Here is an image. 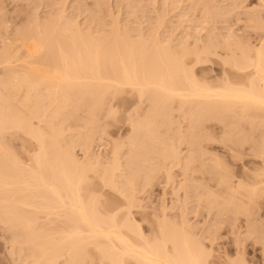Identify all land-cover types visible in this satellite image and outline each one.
<instances>
[{
  "label": "rangeland",
  "instance_id": "rangeland-1",
  "mask_svg": "<svg viewBox=\"0 0 264 264\" xmlns=\"http://www.w3.org/2000/svg\"><path fill=\"white\" fill-rule=\"evenodd\" d=\"M39 25H55V33L68 26V36L79 33L83 38H106L118 33L129 42H158V47L183 56L186 68L195 60L193 53L212 47L206 64L212 75L222 70L231 75L225 60L242 59L243 52L256 56L255 50L262 47L264 53V0H0V56L9 41L10 45L17 42L13 47L18 48L24 42L19 38L38 29L43 32ZM28 42L35 46L37 41ZM24 53L20 51L16 60H21L14 63L17 72L25 65ZM4 59L0 57V80L10 78ZM2 88L0 85L6 94ZM22 90L14 96L16 101H22L26 89ZM151 99L124 88L116 95H106L102 104L94 107L90 123L86 118L91 114L86 111L89 106L79 112L68 107L50 119L60 128L61 145L71 148L78 164L91 167L85 172L83 199L94 194L100 212L114 214L117 222L125 219L153 241L154 236L162 239L161 226L186 232L189 244L207 256L208 264H264V184L256 185L264 179V112L213 115L215 120L210 117L212 120L200 124L184 115L183 110L190 106L179 109L173 100L159 112V105ZM52 103L45 99L41 113L30 119L28 126L47 131L48 116L56 107ZM23 112L26 109L20 115ZM133 125H140L139 129ZM23 129L4 133L0 140L6 157L14 158L27 172L34 168L38 143ZM104 176L115 181L113 186H104ZM126 177L130 178L127 184ZM35 190L16 196H30ZM54 212L48 217L39 212L37 222L47 229H67L64 217H59L61 211ZM9 226L0 221V264L39 263L19 231ZM53 237L59 239L57 234ZM167 246L172 248L170 242ZM97 254L92 250L86 263L93 259L92 264H99ZM128 260L127 264H134Z\"/></svg>",
  "mask_w": 264,
  "mask_h": 264
},
{
  "label": "bare ground",
  "instance_id": "bare-ground-1",
  "mask_svg": "<svg viewBox=\"0 0 264 264\" xmlns=\"http://www.w3.org/2000/svg\"><path fill=\"white\" fill-rule=\"evenodd\" d=\"M67 24L69 25L68 22ZM50 28L43 26V32L38 29L27 36L25 34L26 37L19 38L24 42L19 44L18 48L13 47L17 46V39L12 41L16 44L10 45L9 41L5 53L0 56L5 57L3 63L10 68V76H7L10 78L0 80V85L6 92L3 94L0 91V100H3L0 104V136L25 127L27 133L38 143V154L33 158L34 168L26 172L14 158L6 157L7 151L0 138V221L19 231L18 234L22 236L27 249L32 251L39 263L54 264L63 258L65 261L62 264H92V258L89 263L85 260L94 255L91 256L93 250L98 253L99 264H127L128 259L134 261V264H208L207 256L201 251L195 252L194 247L189 244L186 232L185 234L182 231L181 234L174 228L161 226L162 236L159 239H162L158 241L153 235L154 241L147 237L149 241L141 229H135V226L125 219L117 222L114 214L100 212L94 194L88 193L89 198L84 200L82 190L87 183L85 172L91 170V167L78 164L69 151L71 148L61 145L63 140L60 128L53 125L50 119L54 120L53 118L65 108L71 107V112H79L81 108L89 106L86 111H90L91 114L87 115L91 117L86 118L90 123L95 117L94 109L102 104L104 97L116 95L124 88L135 90L141 98L147 95L151 100L154 99L159 105V112L163 111L165 105L167 107L168 101L173 100L177 101L179 109L184 108V105L190 106L183 110L184 115L189 119L194 118L200 124L208 118L211 119L213 115H228L232 112L244 116L250 115L249 111L264 112L262 47L255 50L256 56L248 53L243 55L246 51L242 53V59L236 60L233 57L231 61L225 60V64L232 69L229 68L231 75L222 69L212 75L213 71L206 65L209 64L207 56L213 54L212 47H204L200 53H193L195 60L191 67L186 68L183 56L168 52L167 48H161L160 44L158 47L157 41V44L129 42L128 39L119 37L120 34L113 33L114 31L111 32L112 36L106 38H93L89 35L83 38V34L79 33L66 35L68 26L58 29V33ZM63 39L67 41L62 42ZM29 40L32 43L36 40L38 44L35 42V46H31L28 44ZM147 44L154 45L152 47L155 48ZM20 51L25 52L26 57L22 60L25 65L22 64V71L17 72L14 70V63L21 60H16ZM43 51L47 53L39 59ZM22 89H26V93L22 96V101H16L14 96ZM45 99L47 102H53L56 107L48 116V130H36L31 125L28 126V121L41 113ZM22 109H26V112L20 115ZM139 126L132 127L136 130ZM101 180L104 186L108 187L113 186L115 182H112L110 176H104ZM128 180L130 178L126 177V184ZM259 183L264 184V179L256 185ZM30 190L37 193L33 194L32 191L30 196L17 198V194L22 193L23 196L28 191L30 193ZM262 191L264 192V189ZM24 208L31 211L26 212ZM54 211H61L59 217H64L63 223L67 225V229H47L45 225L37 222L39 212L48 217L55 214ZM56 234L59 239L53 237ZM168 242L172 244L171 249V246H167Z\"/></svg>",
  "mask_w": 264,
  "mask_h": 264
}]
</instances>
